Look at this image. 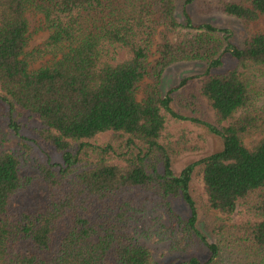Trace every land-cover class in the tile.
<instances>
[{
	"label": "trees",
	"instance_id": "trees-1",
	"mask_svg": "<svg viewBox=\"0 0 264 264\" xmlns=\"http://www.w3.org/2000/svg\"><path fill=\"white\" fill-rule=\"evenodd\" d=\"M176 1L0 0V117L19 136L15 106L38 115V136L62 156L60 164L47 160L39 167L45 197L15 209L14 195L38 181L21 172L12 151H0V264H156L150 247L132 233L152 195L180 227L181 236L171 245L184 250L196 240L210 254L206 261L192 255L172 264H211L219 256V242H208L196 226L191 175L198 162L175 173L177 150L163 136L168 117H182L170 107L172 98L161 95V75L170 64L191 59L207 63L200 95L225 123L207 125L222 138V148L199 161L207 207L229 216L240 204L255 217L220 223L219 232L229 233L239 252L264 258V107L257 104L260 92L248 70L264 67V32L241 47L227 42L236 66L213 72L222 62L217 29L201 24L193 36L172 40L182 26ZM221 9L242 21H257L264 17V0H231ZM28 10L42 15L39 28L49 32L31 49ZM184 15L183 27L192 28ZM112 45L128 57L111 61ZM179 102L200 110L193 91L179 95ZM104 132L111 133L104 144L90 142ZM5 138L0 127V142ZM90 152L96 160L77 170ZM169 199L184 201L189 217H178Z\"/></svg>",
	"mask_w": 264,
	"mask_h": 264
},
{
	"label": "rangeland",
	"instance_id": "rangeland-1",
	"mask_svg": "<svg viewBox=\"0 0 264 264\" xmlns=\"http://www.w3.org/2000/svg\"><path fill=\"white\" fill-rule=\"evenodd\" d=\"M231 0H191L184 5V0L176 1L175 16L182 25L171 34L172 40L183 37H191L201 29V24H209L216 28L214 36L221 42L219 51L221 65L212 69L213 72H222L236 66L230 53L226 50L227 42L241 47L243 42L251 35L264 32V17L257 21H242L234 16L225 14L221 6ZM184 11L187 12L192 28L183 27L186 21ZM28 19L30 37L27 49L41 43L48 36L46 29L39 28L42 15L28 10L25 13ZM39 28V29H38ZM225 42L224 39L225 38ZM159 37H156V41ZM109 58L117 62L128 57L126 51L117 46H109ZM48 57L36 60L32 67H38L46 61ZM113 60H112V59ZM152 58H154L152 56ZM207 63L199 59L181 60L167 66L160 79L159 89L162 96L167 94L172 98L170 107L182 118H169L166 121L164 141L169 142L175 147L176 153L172 156V169L179 173L185 166L198 162L191 175V185L193 196L196 201L195 209L197 213V228L206 237L208 242H219L220 254L214 257L211 264H264V258L248 256L244 252H239V248L233 242L232 236L227 232H219L220 223H239L247 219H254L240 204L234 212L225 216L207 207L206 195L202 180V164L199 162L203 158L218 152L222 148V138L211 132L207 125L220 128L225 123L219 122L209 101L200 95L202 80L205 78L204 72ZM252 73V85L258 88L260 98L257 104L264 107V67H249ZM187 79L181 85V81ZM149 82L145 79L141 82L138 98L143 95V89ZM188 91H193L199 99L200 110L186 109L179 102V95H187ZM19 123V136L10 131L5 118L0 117V127L6 138L0 142V151L10 150L20 160V170L23 174H33L38 181L36 186L24 192L17 193L12 199V206L15 209L34 206L38 199H43L46 194V185L40 176L39 167L50 160L51 163L62 162L61 153L56 151L51 145L41 139L37 132L41 127V120L38 115L30 113L26 109L15 106L13 113ZM111 138L110 132H104L91 139L92 144L102 145ZM252 138H257L254 136ZM251 139H247L249 143ZM79 162L77 170L82 167L90 166L95 160L96 155L92 152ZM145 196V193L143 194ZM149 204L145 211L138 214V220L133 224L132 233L140 242L150 247L156 264H172L188 259L189 256H197L200 260L206 261L209 258V251L194 240L190 242L184 250H178L171 245L172 239L181 236L180 227L172 225L168 213L165 211V204L157 205V196L149 197ZM155 200L156 202L152 201ZM146 200V205H147ZM154 202V203H153ZM156 203V204H155ZM170 208L181 219H187L190 215V208L181 199H169Z\"/></svg>",
	"mask_w": 264,
	"mask_h": 264
}]
</instances>
